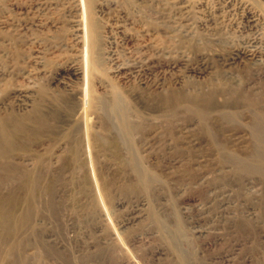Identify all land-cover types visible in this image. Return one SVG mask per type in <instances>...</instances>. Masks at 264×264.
Returning a JSON list of instances; mask_svg holds the SVG:
<instances>
[{
	"label": "rangeland",
	"instance_id": "rangeland-1",
	"mask_svg": "<svg viewBox=\"0 0 264 264\" xmlns=\"http://www.w3.org/2000/svg\"><path fill=\"white\" fill-rule=\"evenodd\" d=\"M101 1L83 0L86 15L95 22V38L91 45L77 46V55L70 56L65 46L71 41L62 24L37 29L51 42L63 43L56 56L75 60L85 71V79L78 85L79 96L53 97L46 85L41 86L34 103L44 106L46 112L92 111L100 96L99 81L115 82L109 71L108 23L98 11ZM116 1L134 21L131 29L139 37L138 44L170 52L164 60H176L181 47L193 61L206 49L228 51V47H215L200 38L206 35L203 29L187 36L171 32L167 15L173 0H143L141 6L134 1ZM203 1L207 5L216 2ZM13 2L26 4L28 0H0L1 18L14 16ZM234 2L258 13L264 31V0ZM52 13L48 16L59 19V12ZM19 44L16 35L0 31V55L7 53L4 67H24ZM58 60L51 57L47 63ZM245 72L246 77L256 78L262 70L253 65ZM240 76L216 67L208 78L198 82L189 78L159 94L130 90L138 95L136 108L130 100L131 109L148 113L165 110V99L179 90L189 96L215 93L214 107L205 120L192 114L166 122L147 115L135 133V146L144 164L163 185L155 197L139 188L127 166V153L96 144L92 135L101 128L95 118L90 140L83 142L75 138L77 131L72 129L76 125L67 123L66 114V120L62 117L56 122L59 131L24 138L14 152L16 174L11 177L0 172V212L13 215L12 226L0 223V264H264V180L256 177L249 183L252 178L242 179L233 169L229 155H247L250 140L240 120H225L220 112L224 101L231 103L233 96L242 92ZM10 79L0 75V102L11 91L15 79ZM201 95V100L208 99ZM31 112V107L0 106V120L19 118L29 124ZM149 140L154 146L147 153L144 147ZM204 173L207 179L201 181ZM100 250L105 252L103 259Z\"/></svg>",
	"mask_w": 264,
	"mask_h": 264
},
{
	"label": "bare ground",
	"instance_id": "bare-ground-1",
	"mask_svg": "<svg viewBox=\"0 0 264 264\" xmlns=\"http://www.w3.org/2000/svg\"><path fill=\"white\" fill-rule=\"evenodd\" d=\"M125 1H134L137 6H141L139 3L143 0ZM83 3V0H28L26 4L13 2L11 6L14 8V16L0 17V29L16 35L24 51L21 62V64L24 63V67L18 70L16 65L4 67L7 53L3 52L0 55V75L12 77L10 81L15 79L10 85L11 91L8 97L0 102V106L7 108L10 105L23 110H28L30 107L32 109L31 117L27 119L31 122L29 124L19 118L15 121L0 120L1 173L13 177L17 172L13 160L14 152L25 140L24 138L31 140L44 132L51 134L56 132L55 130H58L60 126L56 122H60L59 119L65 114L67 123L76 125V127L73 126L75 129L72 131H77L74 133L77 136L74 135V137L78 142H83L84 139L90 140L91 128L94 127L92 120L95 118L96 124L101 128V131L92 135L96 144L113 147L119 153H127V166L135 175L139 188L150 191L155 197L157 188H162L163 185L159 183L153 169L144 164L135 146V133L147 115L164 118L166 122H171V118L174 117L192 114L205 120L211 108L214 107L215 93L202 94L204 96L200 94L203 99L208 98L204 100L206 103L198 94L189 96L179 90L165 99L167 103L165 110H154L156 112L148 113L131 109V104L133 108H136L134 101L138 99V95L130 90L138 93L159 94L165 88L182 85L189 78L195 79L196 82L208 78L214 69L219 67L223 73L241 74L242 92L233 96L235 99L230 98L232 102L228 98L231 103L224 101V109L222 108L220 112L225 120H240L250 140V152L247 155L240 157L229 155V158L233 160L232 167L242 179L252 178L249 183L253 184L256 177L264 180V31L258 13L246 6L236 4L234 0H216L210 5L203 0H173L167 15L168 22L171 23V32L187 36L201 33L197 30L203 29L206 35L202 33L200 38L210 41L215 47H228V51L222 53L218 50L206 49L200 52L197 61H193L188 51L181 47L180 49L183 50L180 51L179 57L168 61L163 58H169L170 52L160 51L148 44H138L139 37L131 29L134 21L123 8H120L116 0H102L98 5V11L108 23L109 71L115 82L99 81L100 96L92 111L46 112L43 105L39 108L37 103H34L40 94L41 86L46 85L51 91L50 96L53 97L56 95L79 96L78 94L82 92L78 85L85 79V71L75 60L68 61L69 58L56 56L63 48V43L51 42L47 39V34H40L37 29L51 26L58 28L62 24L66 38L71 41L65 46L70 56L77 55L79 50L75 49L78 48L77 46L91 45L95 38V22L93 18L86 15ZM53 11L59 12L57 16L59 19L54 20L48 16ZM189 37L192 38V36ZM51 57L60 60L48 64ZM214 62L219 64L215 65ZM253 65L262 72L256 78L246 77L245 71ZM186 105L188 109L178 110V107ZM133 118H139L140 122ZM63 119L66 120L65 117ZM201 128L205 132L208 130L205 125ZM67 129L68 127L66 131ZM65 140L61 141L66 142ZM153 146L154 141H147L144 151L148 153ZM206 179L207 174L204 173L200 180ZM155 216L158 217L156 213ZM1 220L2 223L7 222L12 226L13 215L7 216L1 211L0 223ZM175 246L178 248L177 245ZM99 254V258L105 257L103 250H100ZM181 256L184 260L185 256Z\"/></svg>",
	"mask_w": 264,
	"mask_h": 264
}]
</instances>
